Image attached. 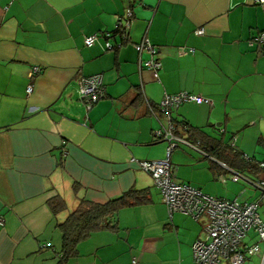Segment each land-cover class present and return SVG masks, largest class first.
<instances>
[{
    "label": "crops",
    "instance_id": "1",
    "mask_svg": "<svg viewBox=\"0 0 264 264\" xmlns=\"http://www.w3.org/2000/svg\"><path fill=\"white\" fill-rule=\"evenodd\" d=\"M128 8L129 41L116 32L110 41L122 45L113 50L103 37L85 45L92 34L114 31ZM261 31L264 3L252 0H0V264H57L58 225L80 202L106 203L130 190L144 201L120 209L117 227L93 232L65 264H132L135 257L138 264H196L192 246L208 217L170 216L137 162L166 158L169 145L155 135L167 119L147 101L156 106L182 91L212 99L172 111L177 126H189L177 133L201 140L208 153L175 148L174 180L214 197L262 199L250 181L264 180V169L243 158L264 161V47L250 41ZM145 37L159 49V79L140 68L134 44ZM35 65L42 72L30 79ZM99 73L106 96L87 112L79 81ZM219 162L246 180L219 181ZM51 200L64 209L55 213ZM259 213L264 220V198ZM257 243L244 264H264V242L251 230L243 246Z\"/></svg>",
    "mask_w": 264,
    "mask_h": 264
},
{
    "label": "built area",
    "instance_id": "2",
    "mask_svg": "<svg viewBox=\"0 0 264 264\" xmlns=\"http://www.w3.org/2000/svg\"><path fill=\"white\" fill-rule=\"evenodd\" d=\"M257 3H264V0H255ZM134 18L132 8L126 10L125 15L117 23L114 31L95 33L85 38L86 46H93L101 37L105 38V47L107 50H113L122 45L121 42L113 44L110 39L116 36L118 32L123 43L129 41V31ZM198 35L204 34V29L196 31ZM258 42L264 47V32L252 39L251 43ZM135 49L140 55V68H148L153 72L156 79H159V71L162 63L158 57L159 49L152 45L145 37L140 43L134 44ZM147 52L151 55L149 60H143L142 55ZM42 72L38 65L32 67L29 72L30 79H34ZM34 90V84L30 83L27 87V93L31 94ZM79 95L85 102L87 112L90 111L106 96V87L103 80V74H94L85 76L79 81ZM193 102L196 104L212 105V99L199 94H193L188 91H182L176 94H167L156 106L147 101L150 112L153 115H161L167 119V123H161L160 128L155 130L158 139L169 143L167 157L160 160H137L139 165L152 176L155 185L162 194V200L167 205L170 216L174 212H181L199 220L203 216L208 217V223L205 227L203 238L197 239L193 244V257L196 264H244L252 255L259 252V243L243 246L244 239L251 230L258 234V242H264V220L259 213L260 202L264 198V180L250 181L256 188L262 192V199L243 202L235 199L214 197L204 193L198 188L189 184H180L174 180V166L171 162V154L175 148L180 145H187L198 150L204 156L208 153L201 147L199 142H192L177 132L178 127L188 131V127L183 123H174L172 111L180 105ZM159 113V114H158ZM236 138L231 140V147H235ZM215 159L213 156H211ZM246 161L251 162V158L244 155ZM222 166V172L219 178L225 182L228 178L233 181L246 180L245 176L238 170L230 167L224 162H219ZM261 168H264V161L258 162ZM229 174L226 176L225 172ZM132 264H138L135 257Z\"/></svg>",
    "mask_w": 264,
    "mask_h": 264
},
{
    "label": "trees",
    "instance_id": "3",
    "mask_svg": "<svg viewBox=\"0 0 264 264\" xmlns=\"http://www.w3.org/2000/svg\"><path fill=\"white\" fill-rule=\"evenodd\" d=\"M252 1L255 4H261L255 2V0ZM262 32L264 31L258 32L250 39V41H252L253 38H255ZM253 44L259 43L255 42ZM179 123H183L184 126L189 127L185 122ZM199 143L202 148H205L201 140L199 141ZM246 165L250 168L259 167L260 169H264L261 168L259 164H254L251 162H248ZM143 201L144 197L141 196L140 192H138L137 190H130L126 194L114 198L106 203H95L83 199L77 209L70 213L64 222L58 225L63 235V247L61 257L58 260L57 264H65L68 260L74 257L77 254L78 244L82 240L89 237L93 232L103 229H115L117 227V215L120 209L141 203ZM56 203V201L51 200V205L55 213L64 209L62 204L58 207L56 206Z\"/></svg>",
    "mask_w": 264,
    "mask_h": 264
},
{
    "label": "rangeland",
    "instance_id": "4",
    "mask_svg": "<svg viewBox=\"0 0 264 264\" xmlns=\"http://www.w3.org/2000/svg\"><path fill=\"white\" fill-rule=\"evenodd\" d=\"M190 149H191V148H190ZM210 154H211V156L213 155L212 153H210ZM214 157H215L216 160L220 161L218 158H216L215 155H214ZM215 159H214V160H215ZM217 178H218V177H217ZM218 180L221 181V179H219V178H218Z\"/></svg>",
    "mask_w": 264,
    "mask_h": 264
},
{
    "label": "bare ground",
    "instance_id": "5",
    "mask_svg": "<svg viewBox=\"0 0 264 264\" xmlns=\"http://www.w3.org/2000/svg\"><path fill=\"white\" fill-rule=\"evenodd\" d=\"M210 153V152H209Z\"/></svg>",
    "mask_w": 264,
    "mask_h": 264
}]
</instances>
